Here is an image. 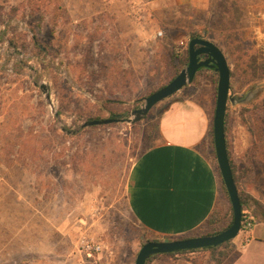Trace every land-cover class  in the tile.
Returning a JSON list of instances; mask_svg holds the SVG:
<instances>
[{
	"label": "rangeland",
	"instance_id": "374dc122",
	"mask_svg": "<svg viewBox=\"0 0 264 264\" xmlns=\"http://www.w3.org/2000/svg\"><path fill=\"white\" fill-rule=\"evenodd\" d=\"M138 1V18L129 2L76 18L63 0H0V264H135L146 242L161 240L128 206L131 168L160 141L169 103L190 89L216 97L218 72H198L187 91L139 122L82 124L133 117L187 66L173 56L186 54L180 42L190 34L225 52L231 96L251 90L245 101H229L227 135L232 149L236 139L247 152L234 154L238 174L256 170L255 193L264 196V0ZM211 138L203 150L221 176ZM230 214H221L218 228ZM234 240L214 253L160 255L147 264L178 256L226 264Z\"/></svg>",
	"mask_w": 264,
	"mask_h": 264
},
{
	"label": "crops",
	"instance_id": "0c3cea01",
	"mask_svg": "<svg viewBox=\"0 0 264 264\" xmlns=\"http://www.w3.org/2000/svg\"><path fill=\"white\" fill-rule=\"evenodd\" d=\"M63 1L76 18L105 11L114 13L120 7L127 8L128 2V14L135 18L144 9L138 0ZM216 100L217 95L201 93V89L172 100L159 119L160 141L146 150L131 168L128 206L137 221L161 240L190 234L203 226L215 210L230 213L232 204L222 188L218 168L202 146L211 136ZM234 141V153L230 141L228 147L236 163L234 154L242 157L247 152L239 153L235 147L237 140ZM240 166L242 171L246 164ZM251 174L253 180L245 182V188L264 203V196L255 193L256 170L251 169ZM253 214L254 227L241 231L235 238L234 255L226 264H264V220ZM178 257L174 264H211Z\"/></svg>",
	"mask_w": 264,
	"mask_h": 264
},
{
	"label": "water",
	"instance_id": "95a60500",
	"mask_svg": "<svg viewBox=\"0 0 264 264\" xmlns=\"http://www.w3.org/2000/svg\"><path fill=\"white\" fill-rule=\"evenodd\" d=\"M189 61L169 83L153 92L146 98L145 104L135 109L128 119L104 118L88 120L82 127L110 124L118 121L136 123L144 119L151 109L166 98L174 95L184 87L192 83L200 68H214L218 74L217 100L213 118V136L215 152L221 177L228 191L233 208V221L230 227L214 235H205L188 238H175L172 240L148 241L140 249L135 264H147L151 256L161 253H171L180 250L201 249L210 246H218L236 238L242 229L243 208L239 189L235 182L231 165L229 150L227 147L226 115L229 101L243 102L249 98L244 93L242 96H231V68L225 52L213 41L204 37L190 38L188 44ZM207 56V58H206ZM44 92H48L45 84L41 85ZM48 98L50 95L48 94Z\"/></svg>",
	"mask_w": 264,
	"mask_h": 264
},
{
	"label": "trees",
	"instance_id": "16d2710c",
	"mask_svg": "<svg viewBox=\"0 0 264 264\" xmlns=\"http://www.w3.org/2000/svg\"><path fill=\"white\" fill-rule=\"evenodd\" d=\"M194 37H198L197 34H190L189 38H194ZM186 54L182 55V54H177L175 56H173V61H178L182 66H185L188 61H189V51H188V46L186 47ZM204 69H210L212 71H216L214 68H200L198 72L204 70ZM179 72V71H178ZM177 72V73H178ZM217 72V71H216ZM198 74V73H197ZM197 76V75H196ZM196 79V77H195ZM163 86H165V84H163L160 88H162ZM183 91H187L188 90V86L184 87L182 89ZM195 91V90H194ZM193 90H188L187 94L185 93V95L190 96L194 93ZM217 93V92H216ZM228 131V120H227V116H226V133ZM212 138L210 140V144L211 146H213L215 148V142H214V136H213V127H212ZM227 144L229 145V140H228V135H227ZM227 145V147H228ZM229 150V147H228ZM229 155H230V159H231V165H232V169H233V173H234V178H235V182L237 184V187L239 189V196L241 198V202H242V207L243 208V214H244V218L243 221H245L247 218H250L253 222H255V218H254V214L253 213H257V215H259V217L261 219L264 220V203L262 201H260L259 199L255 198L251 193H249L246 188H245V182H249L253 180V175L251 174V169L250 167L245 168L241 174H238L237 169H236V165L233 162L232 158H231V152L229 150ZM246 174V175H245ZM221 177V176H220ZM221 182L224 185V192L227 194V196L229 197L228 191L226 189L225 183L223 181V178L221 177ZM230 199V197H229ZM223 212H221L219 209L215 210L214 213L210 216V218L207 220V222L201 226L200 228H198L197 230L191 232L188 235H184V236H179L176 238H188V237H197V236H205V235H214V234H218L221 231L227 229L228 227L231 226L232 221H233V208H231L230 210V220L228 222V224L225 227H219L218 222L221 218V214ZM207 226V229H205V227ZM175 239V238H174ZM230 243V241H227L221 245L218 246H210V247H205V248H201V249H189V250H180V251H176V252H171V253H161V254H156L150 257V259L147 261L149 262L152 259H155L156 257L160 256V255H176L178 253H184V252H196V251H200V250H210L211 252H216L217 250H219L221 247L226 246ZM223 255L228 258L230 255L229 253H223Z\"/></svg>",
	"mask_w": 264,
	"mask_h": 264
},
{
	"label": "built area",
	"instance_id": "2783aa9c",
	"mask_svg": "<svg viewBox=\"0 0 264 264\" xmlns=\"http://www.w3.org/2000/svg\"><path fill=\"white\" fill-rule=\"evenodd\" d=\"M134 14H136V13H134ZM163 33H164L163 31H159L158 35L163 36ZM188 44H189V41L181 40V42H180L181 47H187ZM253 227H254V222L250 218H247L245 221H243L241 231H249Z\"/></svg>",
	"mask_w": 264,
	"mask_h": 264
},
{
	"label": "flooded vegetation",
	"instance_id": "af4514ba",
	"mask_svg": "<svg viewBox=\"0 0 264 264\" xmlns=\"http://www.w3.org/2000/svg\"><path fill=\"white\" fill-rule=\"evenodd\" d=\"M206 58H207V56H206ZM250 93H251V90H247V91H246V94H247V95H250Z\"/></svg>",
	"mask_w": 264,
	"mask_h": 264
}]
</instances>
